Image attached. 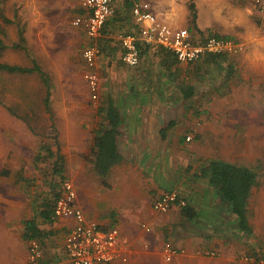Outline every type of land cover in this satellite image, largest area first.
<instances>
[{"label":"crops","instance_id":"obj_1","mask_svg":"<svg viewBox=\"0 0 264 264\" xmlns=\"http://www.w3.org/2000/svg\"><path fill=\"white\" fill-rule=\"evenodd\" d=\"M127 1L130 6L135 0ZM141 1L148 2L152 12L169 25L178 28H186L189 25L188 0ZM251 8L245 6L244 9L238 10V19L235 21L231 19L235 14H230L227 17L229 25L220 29L223 33L204 31L208 20L200 23L199 16L196 17L198 34L230 37L243 45V50L237 55L216 60L221 74L219 84L223 87L233 77H242L247 81V75L249 79L253 74V80L256 79L254 86L259 85L258 79L264 80V15L260 14L254 5V10ZM129 11L123 2L117 14L106 22L103 35L97 41L101 49V55L95 65L97 73L102 67L105 75L110 77L114 64L117 60L121 61L117 33L137 30ZM79 13L78 6L76 15ZM72 28L70 25H64L54 30L47 24H40L38 27L30 25L25 34L22 31L20 34L17 30L13 37L4 29V34L0 33V40L4 45L0 48L1 63L29 69L38 67L23 73L0 70V103L5 102L1 97L6 96L9 88L10 96L15 94L12 102L16 106L8 110L12 113L28 112L24 117L32 120L27 123L17 113L13 114L10 126L16 130L7 133L10 137L13 135L15 140L0 141V192L10 186L6 199L0 200V208L2 205L4 211H10L19 200L17 193L22 194L25 190L33 192L34 195L51 190L56 186L54 177L62 176L64 172L74 177L72 183L76 191L75 204L83 212L86 221H97L103 230L116 227L120 236L126 240L120 247V253L125 260L115 259L106 264H241L240 256L245 252L264 257V251L257 248L247 249L242 242L244 232L237 227L229 206L215 194L207 177L198 176L201 168L212 160L245 166L256 173L250 166V159H245L239 153H216V147L222 152L232 149V139L241 135L240 129L258 125L257 112L262 108L250 98L252 91L248 88H224L212 93L211 90L203 89L199 98L194 91V96L185 99L183 93L188 91V87H193L190 81L192 74L187 69V63L178 62L172 54L161 49L148 47L140 55L139 64L142 69L151 67L152 63L153 71H159L156 69L158 65L164 64L167 69L174 72L178 70L177 76H184V80L189 78L190 84L184 82L183 85L175 86L172 84L173 80H165L167 83L161 85L147 83L143 88L135 87L134 92L126 93L127 99L122 103H118L111 95L106 96L102 107H106L108 99H112L122 115L118 141L123 158L110 169L103 184L94 171L92 173V166L86 167V170L85 162H82L90 151L87 143H91L94 130L104 121H98V114H103V118L105 116L104 112L99 111L101 106L86 104L88 88L83 78L85 65L82 58L76 52L73 53L70 41L80 37L78 40L82 44L81 49L89 41L82 28ZM74 56H79L80 61L76 69L79 70V96L83 103L54 105V115L53 101L56 100L57 103L59 97L71 93L72 85L67 82L69 76L65 73L75 70L72 65ZM68 58L70 61H67ZM45 65H53V68L50 70ZM182 69L184 72L180 75ZM8 77L18 79V86L14 89L12 85L8 87L2 80ZM43 77L47 79L48 86ZM156 77V74L152 76ZM66 82L70 86H66ZM47 92L49 103L46 107L44 100ZM171 93H178L182 96L181 100L167 101L163 95ZM138 94L143 97L142 102L134 98ZM18 95L20 99L16 98ZM60 111H68L71 118L66 121L59 120ZM72 112L78 114L74 115ZM85 113L88 115L87 122L82 119ZM193 115L200 123L194 122L196 119L194 120ZM33 127L45 128L42 136L35 134ZM51 130L54 132L51 133ZM189 133L193 138L186 141L185 137ZM16 136H23V139L19 141ZM70 152L75 153L73 158L77 161L76 167L65 163L68 157L66 153ZM23 160L27 162L24 164ZM8 161H12L11 164ZM85 170L96 178L95 191L89 186V190L84 189L82 193L81 185L76 184V177L85 175ZM2 176L7 179L1 181ZM59 186L61 188L60 184ZM171 189L178 190L185 198L187 205L195 213L193 218L182 215L178 207H173L167 213L152 209L153 201ZM87 195L91 197L90 200L97 198V201L103 202L107 208L101 212L93 211L84 200ZM25 199L27 212H18L16 216L12 214V217L6 215L3 219L0 217V233L10 234L15 240L19 237L25 239V222L33 220L39 231L33 238L39 240L42 248V257L38 264H70L63 248V240L68 230L75 225V220L72 217L56 218L51 215L46 197L38 203L34 202V196L27 195ZM22 202L24 200L21 199L20 206ZM42 211L49 212V220L41 215ZM104 212L105 216H102ZM144 224L149 228L148 231L144 230ZM250 228L252 233L251 225ZM1 238L0 236V264H23L27 251L26 243H22L20 252H14L11 247H4ZM165 241L184 249V253L169 262L164 261L161 249ZM200 249L214 250L217 255L200 254Z\"/></svg>","mask_w":264,"mask_h":264},{"label":"rangeland","instance_id":"obj_2","mask_svg":"<svg viewBox=\"0 0 264 264\" xmlns=\"http://www.w3.org/2000/svg\"><path fill=\"white\" fill-rule=\"evenodd\" d=\"M196 5V12L197 17L199 16L200 23L207 21L206 25L207 28L204 29V31H213V32H220L223 33L220 29L222 27H227L229 24L227 23V17H229L230 14H235L231 19L235 21L238 19V10H241L242 8L248 6L252 7V1L251 0H194ZM124 4L126 0H123ZM187 4V3H186ZM244 6V7H243ZM77 7H78V0H0V26L6 31V33L11 37H13L17 30H21L24 34L25 32L30 28V25L37 26L40 24H47L51 29L58 30L59 26L63 27L64 25H70L73 27L72 29H75L72 25V19L77 13ZM130 9V6L127 7ZM251 8V9H252ZM254 10V8H253ZM199 14V15H198ZM6 17L10 19L11 23L8 25H5L3 17ZM190 18V17H189ZM257 19V18H256ZM231 21V20H229ZM232 22V21H231ZM189 27H193L189 21V25L186 27L187 29H190ZM127 31V30H124ZM193 33H196V29H192ZM10 37V38H11ZM79 37V36H78ZM78 39H81L80 37ZM76 40V38L73 39V41H70L71 47H73V53L76 52L77 55H79V50L82 47V44L79 40ZM79 49V50H78ZM80 56V55H79ZM79 56H74V59L72 61V65L75 70H72L71 72L66 71V76H69V80L67 81L70 85H72V90L70 94H67L64 97H59L56 103V100L52 103V109L54 111L55 107L54 105L59 104H81L83 103L80 100V94H79V83L78 80V73L79 70L76 69V66L78 65V62H80L78 59ZM224 59V58H222ZM67 61H70V58H68ZM122 61L117 60V63L114 64V69L112 71V74L110 77L105 75L104 69L101 67L98 69V75H99V82H100V90L97 95V98L94 100L91 98V95L88 91L86 104L87 105H95L97 107H102L105 103V99L107 95H111L113 99H115L118 103H122L127 99L126 93L132 92L135 90V87H145L147 83H155L156 85L166 84L165 80L172 81L173 85L180 86L183 85L184 82H187V84H190V81L192 83V86L194 88L195 93L198 95V98L200 97V93H202L203 89L211 90L212 93L218 92L219 90H224V88L232 89V88H248L252 91L251 99L253 102L261 107L262 109L258 110L257 112V123L258 125L256 127H252L249 129H240L241 135L235 136L233 140L232 149H228L225 151H220V149L216 147V153H231L236 154L239 153V155H242L245 159H250V166L256 171L258 175V184L256 187L253 188L249 204H248V217L249 222L252 227V233H243L242 242L245 243L247 249H258L259 251H264V80L258 79L259 85L254 86L253 82L256 80L254 78L255 75L251 74L248 79L247 75V81L244 80L242 77H237V79H234V77L230 80V82L227 83L225 87L219 84V81H221V74L219 73L218 66L215 62L208 63L203 60L196 61L195 63L187 64L189 73L192 74L191 80L188 79L184 80L183 77L177 76V72H174V70L167 69L164 64L158 65L159 71H153V65L151 63V67L142 69L140 64L136 67H126ZM140 62V61H139ZM69 63V62H68ZM125 67H124V66ZM48 66L51 70L53 68V65H45ZM151 68V70H150ZM153 71V72H151ZM184 70H180V75H182ZM107 73V72H106ZM170 73V74H169ZM56 75V72L54 73ZM53 74V76H54ZM157 75L156 78H152L153 75ZM76 76V77H75ZM170 76H173L174 78H169ZM84 78V77H83ZM176 78V79H175ZM4 83H6L9 87V85H12L13 89L18 86L20 81L18 79L14 78H7L2 79ZM84 81V79H83ZM65 83L66 86H70L68 83ZM85 82V81H84ZM245 82V84H244ZM172 85V86H173ZM151 87V85H150ZM134 92V91H133ZM254 92V94H253ZM9 93V88L6 91V96L1 97V99L5 100V102L2 101L0 103V141H6L9 142L10 140H15V137L9 134L7 132L13 131L15 132L16 128L10 126V119L13 118V114H18L21 116L22 120H26L27 123H30L32 120L31 118L24 117L25 115H28V112H16L12 113L8 109L10 107L16 106L12 102V98H15V94ZM164 98L167 101H171L172 99L174 101L181 100V97L178 95V93H171L170 95H163ZM16 98L20 99L19 95ZM56 98V97H55ZM137 101L142 102L143 97L138 94L134 97ZM181 102V101H180ZM59 113V112H58ZM53 114H56V111L53 112ZM72 114L77 115V112H72ZM83 120L86 122L88 121V115L87 113L84 114ZM69 118H71V115L68 111H60L59 120L66 121ZM194 122L200 121L195 118V115H193ZM103 121V114H98V121ZM261 120V121H259ZM197 122V125L200 123ZM260 124V125H259ZM52 129V128H50ZM32 131L35 134H38L42 136V134L45 131V128L42 127H33ZM54 131L51 130V133ZM246 132V133H245ZM191 134V133H189ZM16 139L21 141L23 139V136H16ZM213 139V138H212ZM211 139V140H212ZM214 142H216V137L214 138ZM92 143V141H91ZM91 143H87V148L89 147L91 150ZM73 154L75 153L70 152L66 153L68 157L65 159V163L67 165H71V167H76V160L73 158ZM90 151L88 152V155L85 156V159H82V162L84 161V167H91V163L89 161L90 159ZM71 156V158H69ZM255 157V159H254ZM12 161H8V163L11 164ZM24 164L27 162L26 160L22 161ZM29 162V161H28ZM43 163V161H41ZM87 170V168H86ZM86 172L85 175L77 176L76 177V184L81 185V191L83 193L84 189L89 190V186H91L92 190L95 191V181L96 178L93 177V174H89V172ZM93 173V170H92ZM7 179V177L2 176L1 181ZM64 179H70L73 181L74 177L69 176L65 174L64 172L61 175L54 177L55 187L52 188L49 191H42L38 192L35 195L33 192L29 191H23L22 194L17 193L18 199L16 203V206L11 208L10 211L7 210L4 211V206L1 205L0 208V217L3 219L6 218V215L15 214L17 215L18 212H27V202L26 197L27 195L34 196V202L38 203L42 198L48 199L49 201V207L53 206L54 203V197L60 193V182ZM91 180V182H90ZM93 180V181H92ZM3 187V186H2ZM6 190H2L3 192H0V200L3 201L6 199L8 194L10 193L8 188L10 186L5 187ZM91 197L86 196L84 199L85 202L87 201L88 204L91 206L90 209H93V211L105 210L107 208L106 205H104L103 202H98L97 198L95 200L91 199ZM24 200V202L21 203L22 206L19 205V202ZM29 200V198H28ZM27 200V201H28ZM89 200L91 202H89ZM102 216H105L104 214H101ZM14 216V217H15ZM96 223H98L95 220H91ZM1 226V225H0ZM1 243L4 245V247H11L13 251L20 252V248L22 246V243H26L27 248V239H21L19 237L17 240L12 239L10 234H6L1 232L0 233ZM263 253V252H262ZM3 258H7V256H3ZM264 259V257L262 256Z\"/></svg>","mask_w":264,"mask_h":264},{"label":"built area","instance_id":"obj_3","mask_svg":"<svg viewBox=\"0 0 264 264\" xmlns=\"http://www.w3.org/2000/svg\"><path fill=\"white\" fill-rule=\"evenodd\" d=\"M255 9L264 15V0H252ZM123 0H78L80 13L72 19L74 27L82 28L88 43L80 50L85 70L83 77L92 99H96L100 90L99 75L95 70L96 61L101 55L98 40L102 37L105 24L113 18ZM131 18L137 25L135 32H118L116 38L121 48V61L133 67L140 61V49L143 47H160L171 53L178 62L194 63L205 55H237L243 50L240 41L218 36L216 34L200 35L186 28H178L160 20L146 1L135 0L130 5ZM192 134L185 137L192 140ZM61 192L56 198L52 214L56 218L72 217L75 225L68 230L63 240L64 251L70 264H106L115 259L125 260L120 247L126 243L116 227L101 229L98 223L86 221L83 212L75 204L76 191L70 179L60 182ZM185 198L176 189L163 192L152 203V209L167 213L173 207L186 206ZM143 228H149L144 224ZM200 254L216 256L217 252L200 249ZM184 253V249L165 241L161 254L164 261H171ZM42 257V248L38 239L30 238L23 264H38ZM241 264H264L261 255L248 252L240 256Z\"/></svg>","mask_w":264,"mask_h":264},{"label":"trees","instance_id":"obj_4","mask_svg":"<svg viewBox=\"0 0 264 264\" xmlns=\"http://www.w3.org/2000/svg\"><path fill=\"white\" fill-rule=\"evenodd\" d=\"M129 4V1L126 0L125 5L128 7ZM188 9L190 13V22L192 26L197 29V12L194 0H188ZM3 18L4 19L2 20L4 21L5 25L11 23L10 19L6 18L5 16ZM188 30L192 32V29ZM0 33L4 34V30L1 26ZM19 33L21 34V30H19ZM3 47L4 45L0 40V48ZM147 48L148 47H142L140 49V55ZM152 48L165 51L164 49L156 46H152ZM222 57H226V55H205L200 58V60L204 59L205 62L216 63V60L222 59ZM34 69L36 70L38 69V67L34 66V68L29 69L18 65H10L0 62V70H6L7 72L11 73L30 72ZM43 80L47 85V79L43 77ZM187 90L188 91L183 93L185 99L194 96L193 87H188ZM44 103L47 107L49 103L48 92L45 97ZM99 111L102 113L104 112L105 118L98 129L94 130L93 132L89 161L92 165L94 173L98 178L102 180V183L104 184V179L110 169L116 164L120 163L123 158L118 141V138L121 134L120 126L122 122V115L119 108L112 99H108L106 107L100 108ZM198 176L208 178V183L213 187L215 194L229 206L230 213L234 215L236 219L237 227L242 232L250 233L251 228L248 220V201L252 188L258 184L256 173L245 166H238L222 160H212L207 162V164H205L201 168ZM59 195L60 193L54 197V202ZM49 209L51 210V215H53V206L49 207ZM48 213L49 212L47 211H42L41 215L44 218L48 219V217L50 216V214ZM181 213L188 218H193L195 216L192 208L187 204L186 206L181 208ZM36 232L39 231L34 226L33 220H27L24 226L23 237L29 240L30 238H33Z\"/></svg>","mask_w":264,"mask_h":264}]
</instances>
